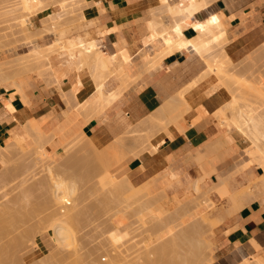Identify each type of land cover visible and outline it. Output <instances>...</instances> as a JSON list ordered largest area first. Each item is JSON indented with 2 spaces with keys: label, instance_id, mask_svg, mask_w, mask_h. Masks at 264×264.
Wrapping results in <instances>:
<instances>
[{
  "label": "crops",
  "instance_id": "0c3cea01",
  "mask_svg": "<svg viewBox=\"0 0 264 264\" xmlns=\"http://www.w3.org/2000/svg\"><path fill=\"white\" fill-rule=\"evenodd\" d=\"M87 1H93L86 14L94 20L97 33L92 42L104 52L112 72L107 77L106 89L116 90L121 85L118 97L91 117L78 113L74 108L77 104L93 99L94 76L87 66L77 70L65 51H59L53 72L49 55L50 83L34 76L19 77L18 84L27 103L13 85L0 84V147L6 143L10 130L17 132L19 124L31 117L46 134L53 135L54 142L64 136L70 140V134L80 128L87 137H95L101 146H106L123 131L124 123L134 126L149 122L164 98L186 84L203 67L196 55L182 49L165 56L159 66L144 70L142 54L154 52L158 47L156 43L148 45L145 41L151 31L147 25L150 17L147 2ZM196 1L179 0L178 3L187 5ZM207 3L195 12L193 19L203 20L211 13L222 12L228 39L224 49L229 57L240 59L264 43V0H207ZM195 32L188 30L187 35ZM124 68L128 69L130 81L116 74ZM211 87L210 90L205 88L201 95H191L188 98L190 107L150 136L149 143L155 144V149L146 144L137 154L128 153L111 167L110 172L126 175L135 187L147 184L145 190L153 196L154 202L159 200L166 206H173L175 197L188 203L187 206L193 204L191 198L195 196L193 183L196 180H201L203 191L224 181L230 193L254 180L262 172L257 165L232 175L241 150L240 139L214 116L230 95L225 86L215 90ZM8 100L15 107L13 111L6 107ZM120 116L126 119L123 124L118 122ZM125 140L120 144L124 145L117 146L119 149L135 142L131 138ZM210 196L219 200L214 189ZM247 199L244 203L241 200L243 205L230 214L218 212L216 219L220 223L214 231L216 261L213 264H236L246 255L264 258V196ZM209 239L212 238L209 236ZM252 240L257 242L258 248Z\"/></svg>",
  "mask_w": 264,
  "mask_h": 264
},
{
  "label": "rangeland",
  "instance_id": "374dc122",
  "mask_svg": "<svg viewBox=\"0 0 264 264\" xmlns=\"http://www.w3.org/2000/svg\"><path fill=\"white\" fill-rule=\"evenodd\" d=\"M58 1L59 0H0V84L9 83L10 85H12L11 83L12 79H17V81H20L21 78L19 77H24V76H34L38 79H44L46 82L50 83V79H52L50 78V75H49L51 74L52 76L51 67L48 69V67H46L47 65H45L47 53L45 54L46 51L45 49L43 51L42 47H44L45 44L53 40V35L46 34V33H39V32H29V33H23L25 31L20 32L19 30L21 29H19V26H18L19 25L18 19H20L19 17L21 13L32 11L34 12V14H37V15H33V13H31L29 14L30 15L29 19L30 21H32L34 25L39 26L40 19L44 15H47L49 13H54L55 12L54 10L58 12L57 9L59 8L56 9V5ZM81 1L82 2L84 1V2L82 3ZM78 2L80 4L82 3L81 6L83 8L81 7V9H77L75 13L73 12L75 15H72L74 16L73 18L71 17L72 20L70 19L69 14H63V17H61L62 20L63 18H65V16L66 17L69 16L68 18L70 20L68 18L67 19L69 21L65 19L67 23L64 20L65 24L57 28V36L61 38L63 41H67L69 38L68 43L69 41H73V40L74 42H76L78 37L81 38V40L79 38V41L85 42L86 38H87V41L89 40L92 41L93 37L97 36V33L94 32L95 22L93 19L88 18V15L86 14V9L91 4H93V1L78 0ZM61 10L62 9H60L59 11ZM63 10L61 12H63ZM147 12L149 16L151 17L149 10ZM160 19L162 20L165 26L168 27L170 25V22L166 20L168 19V14L166 12L165 13L162 12L160 16H158L156 19L154 20L152 19V23L153 24L155 23L153 26L155 28L156 38L148 40L146 36L145 41L147 42L148 45H151L152 43H156L155 46L156 47L158 46V47L157 48L155 47L156 51L154 52H150V53L145 52L142 54L141 59L144 61L143 65L145 64L150 65L154 62H156V65L161 64L165 56L175 52V51H171L174 48L173 41L172 43H170L171 41L169 43L166 41L163 42V39H162L163 34L160 32L162 28L161 24L163 23H160L159 21ZM149 22L150 21L148 20L147 21L148 26L150 25ZM83 35L85 36V38H83L84 37ZM74 37H77V38H74ZM94 47H95L94 49L95 51L98 50L96 49L97 48L96 45ZM59 56H60V52H54L53 54L49 56V60L52 65L53 72L55 70V66H56L55 64H57ZM230 59L231 60L229 62L227 61L228 63L224 61V63H226L225 64L226 67L222 66L224 67L223 69L225 68L228 69V71L223 70V69L222 71L223 72L227 71L225 75L227 77L228 76L230 77V78L229 77L227 78L228 80L230 79L229 83L226 82L227 79H226V76L223 75L224 73L221 74V71H220L221 75L219 74V72L218 74L222 78L224 76L225 81H222L220 76L217 75L218 79L220 78V82L217 83V80L214 79L216 80L214 82V85L212 83V81L214 80H212L209 85L212 84L211 86L212 87L215 86V89H216V87L220 86V84L221 86H223L222 84L223 82L224 86L227 88L229 92L230 97L233 94L235 95L234 98L238 97V99H236L238 101V102L236 101L237 103H240L241 105L247 103V105L250 104L252 108H256V110L259 109L262 111L264 109V106H263L264 104H262L263 107L259 108V106H261L260 103L264 102V44H262L257 50H254L253 52L241 57L240 59H233L231 57ZM88 65H85V67L86 66L88 67ZM125 70L128 71L127 68ZM90 73L94 76L92 78V84H93L95 82H98L100 79H104L107 81L108 75L111 74L112 72L110 70L107 71L103 69H100V70L96 69V70L90 71ZM116 74L120 76V71L116 72ZM5 76H7V80H4ZM120 78L125 81L127 80L126 78H123V77H120ZM225 83H227L226 85L229 87H227ZM103 84H105L104 81L102 85ZM209 85L208 87H210ZM101 87L102 86H100V88ZM200 87L202 88V86ZM120 88H121V85L118 89L110 90V91L117 93L120 91ZM204 89L205 88H202L201 91L199 89V91L202 93ZM230 90L232 91V94H230L231 93ZM238 91L241 92V95L240 93L237 94ZM91 95L94 96V93H92ZM238 95L241 96V98ZM74 108L78 113L85 114L87 115V117H91L97 112H100L102 110L101 109L102 106L100 105V103L94 102L93 100L91 101L84 100L81 103L77 104ZM227 109L229 108L227 107ZM227 111L228 110H226V115L230 116V112L229 111L227 112ZM154 117L156 116L155 115L152 116L151 120H149V122H146L144 124H142V122L134 126L131 124H128L129 125L128 127L131 129V131L125 132V130L123 129V131H121L120 134L116 136L114 141L108 144L109 148L107 147V145L106 147L101 148L102 146L99 143V146H96L95 148V149L98 148L96 151L95 149H93L94 151H92V147L90 149L91 151L89 149L87 150L86 148H84L83 150L84 154L80 152L82 151L80 150V148L83 149L81 144L84 141L87 142L88 137L82 132L80 128L75 130L72 134H70L69 137H72L70 138V140H66L67 138L64 136L62 137V139H58V141L56 140L54 142L53 135H49V137L51 136L50 137L51 139L49 138L48 143H46L45 145L46 147L40 154H38L39 152L37 151V145L35 143L34 136H31V135L28 136L26 130H24L21 126H19V129L17 132L10 130L9 131L10 138L8 137L6 139V141L9 142V145H8L9 147L7 145L6 146L3 145L0 147V209H1L0 216L2 217V218L0 217V219L2 220L1 221L2 224L5 223L3 224L4 228L3 226H1L3 230H1L2 234L0 233L1 234L0 236H3L4 238L2 239L0 237V264H50V263L51 264H76V263L77 264H100V263L107 264L108 260L110 264L111 262H113V257L116 255L119 256L120 255L119 253H121L122 258L123 257H126V258H124L121 261V259H115V258H121V256L119 257L116 256L114 258V261L115 262L117 260L121 261L120 263L117 261L116 262L117 264L118 263L119 264H122V263L150 264L151 259H152V262L154 261V259L156 261V258H155L156 248L154 247H158L157 245H160V244H155V243L161 239L162 241L165 240L166 238L163 239V237H166V235H164L160 239L159 237L155 238L156 235L154 237H150V239H140V241H136V238L141 236L142 233L145 232L146 228H149L151 227V225H153L151 224V223H154L152 222V218L156 219L157 216L158 217L161 216L162 218H164L165 214L167 215L169 214L167 213V211L165 212L166 209L168 210V212L170 211V214H171L172 209L179 207L180 203H185V202H181L175 197L174 199L175 201L172 202L173 206H166L164 204H160L159 200L158 201L156 200L155 206L159 205L158 206L159 208L160 206L161 208L163 207L165 209V210L163 209L164 212L158 209L155 210L156 208L154 206L150 209H145V211L143 212L137 213L136 211H138V208L141 204V203L139 204L138 202L143 201V198L147 196L148 198L153 197L152 195L150 196L145 190L147 184H144L139 187H135L133 184H131L132 188H128L131 186L127 187V185H130V180L127 176H125L126 177L125 178L124 174L122 173L115 175L110 172L111 167H113L117 162H119L128 153L137 154L138 152H140L146 147V144L148 146H151L153 149L156 148L155 144L151 145L149 143V138L157 130H159L160 128H164L166 126L165 123H167L168 120L166 117L165 118L166 122H164V117H160L159 119L158 117L157 119ZM220 123L223 126L227 127L229 131L237 133L239 136L241 150L237 154V159H236L237 164L234 165V170H233L232 175L239 174L238 172L243 170L242 167H244L245 163H247V161L251 159V156L248 154V150L249 148L251 149L252 142L249 139H247L243 134H241L233 124L222 123V122ZM76 131H78V134H75ZM123 137L127 140L128 138H131L132 140L135 141L133 144H131L132 145L131 146L132 148L130 147L131 149L127 147L121 150L117 147L118 146L116 145L117 141H119L120 139L122 140ZM53 142L55 145L52 144ZM114 145L117 147V149L116 147H114ZM88 151L91 153H89ZM92 152L94 153L97 152V153L92 154ZM94 155L96 156L97 159L93 158L95 157ZM97 155H100V157ZM26 156L27 158H25ZM98 158H101V160ZM49 162L53 166L52 167L50 165L52 168L51 173L49 170H46ZM101 162H103V164ZM43 164H46L47 167H45V165L43 166ZM252 165H257V164L253 163ZM53 173L57 177H59L60 175L63 176L62 179L65 178L66 182L73 184L72 186L74 188V191L73 192L71 191L70 192L71 194L69 193V195L63 201L62 200L60 201L63 203L54 204L55 203L54 197L50 195L51 194L50 184L52 181L51 177L52 175L54 176ZM122 176L123 178H125L124 179L126 180L125 182L122 181L123 180ZM262 178H263V175L262 173H260L254 180L248 181L247 184L241 185L239 188L237 187L231 191H233L236 194H239V198H242L243 203L246 200L248 201L247 197L250 195L251 196L253 195L252 197H256V198L257 196L258 197L262 195L264 196V187L262 185V181H263ZM119 179L120 180L122 179L121 180L122 184L118 183L117 180ZM72 181L75 183V185ZM116 183H118L119 185H123V186L126 184L127 185L125 187L120 186V188H117L119 187L118 185L117 187L114 188V185ZM112 185L114 189L112 188ZM198 185L199 186L201 185L199 180H198ZM125 188H126V191H125ZM213 189L214 191H216L219 197V200L213 199L210 196V191H212L211 189H209L208 191L207 190L203 191V189L200 186V188L198 189L200 193L199 192L197 193V191L195 192L194 190V194L197 199L194 198L195 196L192 197L191 199H195L197 201L201 200L202 202L200 201V203H198L199 202L198 201L195 206H193V204L191 203L190 211L192 214L190 213L189 215L186 214V216L181 217V220L183 221L184 225H187L191 218L199 216V214L201 213V210L204 211L203 214L205 215V220L200 221L202 223L203 228L199 236L203 238L204 240H210L209 239V236H210V238H213L215 242L216 236H215L214 231L216 227L218 226V224L220 223V221L218 222V219H216L218 212L228 214L231 211H235L239 209L240 207H238L236 203L229 198V196H220V192L215 187ZM135 190H136V195H134ZM244 191H246L245 194H244ZM118 194H119V197L121 196V198L117 197ZM124 195L126 197H124ZM51 198H53V200ZM123 198H125V201ZM136 198H138L139 201L136 200ZM245 198L246 200H244ZM131 199H133L132 204L130 203ZM128 200L130 201L127 203ZM195 200L193 201V203L196 202ZM51 202L57 206V209H56V206L52 207ZM207 203H210V204L207 205ZM45 204H46V207H45ZM47 204L51 205L50 207H52V209L49 206H47ZM126 204L128 205L126 206ZM227 204H230V205L228 206ZM47 207L51 211H48ZM53 208H54V211H52ZM68 208L71 210H68ZM2 209H4L5 211H3ZM55 210L60 211V212L62 210L60 214H64V212L67 213L68 211L71 212L73 210L72 215L75 220L73 224V229L74 228L75 229L73 231L74 234L72 235L75 237L73 238L70 237L69 239L65 241H61L62 244L61 242H57L55 238L52 237L53 235H52V230H50V227H51L50 225L46 223L41 224V223H44V221L42 222V217H44L45 221L46 219L48 220L50 215L53 213H51L50 215L48 214L49 217L48 215H46V213L55 212ZM44 211L45 212L47 211V212L45 213ZM161 212L163 213L164 216H162ZM45 215L47 216V218ZM134 217H136V219L139 218L138 220L140 221L136 220ZM119 221H120V224H122L121 226L119 224ZM8 222L10 225L8 224ZM27 222H29L30 224ZM57 222H60V221L57 220ZM124 223H126L125 224L126 226L129 225L128 227H130V225L133 227L132 229L128 228L129 235L127 233V236L125 234V231L126 232L128 231L126 230L127 227L123 226ZM12 225L14 229L12 228ZM10 226H11V229H10ZM6 227L7 228L9 227V228L7 229ZM122 227L126 229L124 230ZM210 227L211 228L213 227L212 228L213 231H211ZM113 228L117 234L119 232V235L122 236L121 239L126 237L123 242H120L123 239L117 242L118 246L116 243H114L109 238L108 231ZM28 229L31 230L30 231L31 233L27 232ZM26 232L30 234V236H28V234L26 235L25 234ZM7 233L8 235H6ZM132 236L135 239H132ZM135 236H138V237H135ZM10 237L11 239H9ZM108 238L110 240H108ZM1 240L3 241L5 240V241L2 242ZM131 240L132 241L134 240L135 242L133 243ZM142 240L143 242H141ZM148 240L152 242L148 243L147 242ZM110 241H112L113 244ZM136 242H139V245ZM178 242L176 241V243ZM181 242H180L181 245L177 244V246L175 245L176 243L174 242L172 243V246L175 245L174 247L177 251L171 245L170 246L168 245L167 248L172 247L174 249L173 252L176 251V253L174 252L176 256L181 255V254H177L178 250L180 253H182V255L185 253H186L185 255H188V252L191 251L189 247H192V245H189V247H187V244H190L189 242L188 243L185 242L186 244L184 243V245H183V242L182 243ZM11 243L12 244L15 243V245H13L12 247ZM127 243H129L130 245ZM158 243H161V242L159 241ZM149 244L151 245V247L149 246ZM153 244L155 245L153 246ZM169 244H171V242ZM8 245L10 246L8 247ZM36 245L38 246L39 249H36L35 247ZM140 245L144 249H146V247L151 248V249L149 250L146 249L147 252L144 253V251L146 250H144ZM136 248H139V249L136 250ZM172 248L170 250H167L166 257H169V258L172 257V259L175 258V260H177L176 258L178 256L176 257L175 255H173L174 256L173 257L170 254L172 252L171 251ZM188 249L189 251L186 252ZM108 251L109 252L111 251L110 257H109ZM112 254L113 255L116 254V255L113 256ZM138 254L141 257H139ZM148 254L149 256L152 254L151 255L152 257L151 256L149 257ZM142 255H146V257H143ZM211 256L213 259L210 261V263L213 264L216 261L214 243L212 246L211 253L207 254V257H211ZM256 256H259V255H252V256L246 255L244 256V258L250 261L251 264H254V263L258 264L257 261H259L260 264H264L263 261L261 262L262 258L259 259V257H256ZM125 259L126 260L128 259V260L126 261ZM147 259L150 261L148 262ZM184 261L185 260H182L183 264L188 263V262L184 263ZM239 261L240 260L236 261V263H238ZM153 264H157V262L155 263L153 262ZM177 264H181V263L179 262Z\"/></svg>",
  "mask_w": 264,
  "mask_h": 264
},
{
  "label": "bare ground",
  "instance_id": "6f19581e",
  "mask_svg": "<svg viewBox=\"0 0 264 264\" xmlns=\"http://www.w3.org/2000/svg\"><path fill=\"white\" fill-rule=\"evenodd\" d=\"M178 1L179 0H143V2H147V5H149L150 7H149V13L151 14V17H149L147 20H149L150 22V25H149V28H150V35L147 37L148 38V40L149 39H153V38H156L155 37V28H154V24L152 23V19L154 20V19H156L158 16H160V14L162 13V12H166L167 14H168V19H167V21H169L170 22V25L167 27V26H165L164 25V23L162 22V20L160 19L159 21H160V23H163V24H161V30H160V32L163 34V42H170V43H172V41H173V46H174V48H173V50H171V51H176V50H182V49H186V50H188L189 52H191L193 55H196L198 58H199V60L203 63V67L200 69V70H198L196 73H195V75L188 81V82H186V84H184L183 86L181 85V87H179V88H176L175 90H173L172 91V93L170 94V95H168L165 99H164V101H163V103L158 107V109H157V112H156V114H154L156 117H154V118H156L157 119V117H158V119L160 118V117H164V122H166V120H165V118L167 117V120H168V124H169V122H171V120L173 121V119H175V118H177V117H179V116H181V114L184 112V111H186L189 107H190V105L188 104V98L189 97H191V95H193V94H199V95H201V90H202V88H206L207 89V87H208V85L211 83V81L212 80H214V79H216L217 80V83H219L220 82V78L222 79V81H225V77L223 76V78H224V80H223V78L220 76L222 73H224L223 75H225V73L228 71V69H223L224 67H226V63H224V61L225 62H229L231 59H230V57H229V55L226 53V51H225V49H224V45L228 42V41H226V40H228L227 38H226V27H225V25H224V22H223V15H222V12L221 13H211V14H209V16H207L205 19H203V20H196V19H193V16H194V14H195V12L197 11V10H199L200 8H203L206 4H208L207 3V0H198V1H196V2H194V3H191V4H187V5H181V4H179L178 3ZM181 1V0H180ZM59 2V3H58ZM57 2V5H56V9L57 8H59V9H57L58 10V12L56 11V10H54L55 12L54 13H49V14H47V12H46V14L47 15H44L41 19H40V24H39V26L38 25H34L33 23H32V21H30V19H29V14H31V13H33V15H37V14H34V12H32V11H28V12H25V13H21L20 14V19H18V23H19V29H21V30H19L20 32H23V31H25V32H23V33H29V32H39V33H46V34H50V35H53V40L52 41H50L49 43H47V44H45L44 45V47H42V49H43V51H44V49H45V54H46V62H45V65H47L46 67H48V69L51 67L50 66V64H49V62H48V56L49 55H51V54H53L54 52H59V51H65L66 52V54H67V56H68V58L73 62V63H75L76 65L75 66H77V70H79V69H82V68H84L85 67V65H88V68H90L88 71L90 72V71H93V70H96V69H103V70H107V71H109V68H108V63H107V61H106V59H105V54H104V52L102 51V52H100L99 51V49L98 50H94L95 49V45H94V43L91 41V40H89V41H87V38H86V41L85 42H83V41H79V38L80 37H78V41L76 40V42H74V40L73 41H69V43H68V40H69V38H68V40L67 41H63L61 38H59L58 36H57V28L58 27H60L61 25H64L65 24V22H64V20L66 19V20H68L69 18V16H70V19H71V17L73 18L74 16H72V15H75L74 13L76 12V10L77 9H81V4L84 2H82L81 4L78 2V0H59ZM210 2V1H209ZM157 4H159V5H157ZM84 6V5H83ZM152 6H154V7H152ZM55 7V6H54ZM61 7V8H60ZM63 7V8H62ZM83 8V7H82ZM60 9H64L63 10V12H61V11H59ZM74 12V13H73ZM63 14H69V16L68 17H66L65 16V18H63V20H62V18L61 17H63ZM139 14V13H138ZM68 18V19H67ZM69 19V20H70ZM65 20V21H66ZM68 20V21H69ZM72 20V19H71ZM158 22V21H157ZM66 23H67V21H66ZM112 28H114V27H112ZM113 30H115V29H113ZM188 30H190L191 32L193 31V30H196V32L195 33H193V34H191V35H187V31ZM86 33V32H85ZM87 34V33H86ZM88 34H90V33H88ZM78 35V34H77ZM76 35V36H77ZM84 36V35H83ZM82 36V37H83ZM66 38V37H65ZM74 38H77V37H74ZM73 38V39H74ZM83 38H85V36L83 37ZM91 38V37H90ZM70 39H71V37H70ZM92 39V38H91ZM94 39V38H93ZM92 39V40H93ZM64 40H66V39H64ZM80 40H81V38H80ZM232 41V40H231ZM264 44V43H263ZM97 49V48H96ZM43 54H44V52H43ZM178 56V55H177ZM45 58V57H44ZM39 62V61H38ZM227 62V63H228ZM224 63V64H223ZM40 64V63H39ZM43 64H44V62H43ZM186 64V63H185ZM42 65V64H41ZM158 65H160V64H157L156 65V62H154V63H152V64H150V65H143L142 67L144 68V70H147V69H149V68H155V67H157ZM222 66H224V67H222ZM76 68V67H75ZM220 68H221V70H220ZM126 68H124V69H122V70H120V77H123V78H126L127 80H131V79H129V78H127V76H129V72L128 71H126L125 70ZM222 69L223 70H227V71H225V72H223L222 71ZM230 70V69H229ZM170 71V70H169ZM169 71H168V73H169ZM220 71H221V74H220ZM218 72H219V74H218ZM228 74H229V72H228ZM227 74V75H228ZM217 75H219L220 76V78L218 79V76ZM232 75V74H231ZM230 75V76H231ZM226 76V75H225ZM229 77V76H228ZM227 76H226V79L228 78ZM230 78V77H229ZM232 78V77H231ZM4 80H7V76H5L4 77ZM216 80H214V81H212V83L214 84V82L216 81ZM230 80V79H229ZM229 80L227 79V83H229ZM103 81L105 82V84H103L102 85V83H103ZM11 83H12V85L14 86V90L16 91V92H18L20 95H21V98H22V100H23V102H25V103H27L28 102V100L26 99V97H25V95H24V92H22V90H21V88L19 87V84H18V81H17V79H12V81H11ZM227 83H225V85L227 84ZM222 84H223V86H224V83L222 82ZM100 86H102L101 88H100ZM200 86H202V88L200 87ZM207 86V87H206ZM209 86H211V85H209ZM227 86V85H226ZM218 87H222L221 86V84H220V86H218ZM218 87H216V89L218 88ZM227 87H229V86H227ZM212 89L214 88L215 89V86L214 87H211ZM199 89H200V91H199ZM209 89H210V87H209ZM213 89V90H214ZM230 89V88H229ZM92 90H93V92L92 93H94V96H93V101L94 102H98V103H100V105L102 106V108L101 109H103V108H105L106 106H108L109 104H111L112 103V101L113 100H115L117 97H118V94H119V92H117V93H114L113 91H110V90H107L106 89V80H104V79H100L98 82H95V83H93L92 84ZM234 91V90H233ZM220 92V91H219ZM230 94H232V91L230 90ZM233 93H235V92H233ZM240 93V95H241V92L240 91H238V93L237 94H239ZM234 95V94H233ZM232 95V96H233ZM230 97V99L222 106V107H220V108H218L216 111H215V115L214 116H216V118L218 119V122H219V120H220V122H222V123H229V124H233L235 127H236V129L241 133V134H243L247 139H249L251 142H252V147H251V149L249 148V150H248V154L251 156V159H249L248 161H247V163H245V165H244V167H242L243 169L244 168H247L248 166H250V165H252L253 163H255V164H257V166H259L261 169H262V175H263V178H262V185H263V187H264V109L261 111V110H256V108H252L251 106H250V104H248L247 105V103L246 102H244V103H246V104H240V103H237L238 101L236 100V99H238V97H236V98H234L235 97V95L233 96V97ZM239 96V95H238ZM240 98H241V96H239ZM237 101V102H236ZM22 102V101H21ZM203 104V103H202ZM262 104H264V102H262V103H260V105L261 106H259V108L260 107H263L262 106ZM228 105V106H227ZM203 106V105H202ZM6 107L10 110V111H13L14 109H15V107H14V105H13V103L10 101V100H8L7 102H6ZM199 107V106H198ZM227 107L229 108V109H227ZM196 108V107H195ZM204 108V107H203ZM201 109V108H200ZM198 110V109H197ZM202 110V109H201ZM226 110H228L229 112H230V116H227L226 115ZM227 111V112H228ZM153 114V113H152ZM199 114V113H198ZM153 116V115H152ZM118 122H120V123H124L125 121H126V119H124L123 118V116H120V117H118ZM150 120H151V118H150ZM176 120V119H175ZM160 121V120H159ZM162 122H163V120H162ZM167 123H165V125L167 124ZM129 123L128 122H126V123H124V130H125V132H129V131H131V129L128 127L129 125H128ZM2 125V124H1ZM3 126V125H2ZM19 126H21L24 130H26V132H27V135L28 136H34V139H35V143H36V145H37V151L39 152L38 154H40L43 150H44V148L46 147L45 145H46V143H48V141H49V138L51 137H49V134H46V132L45 131H43V129L39 126V124H38V122L35 120V119H33L32 117H31V119L29 118V120H26V122H22V123H20L19 124ZM51 133V132H50ZM9 138H10V136H8ZM126 138H127V136H126ZM51 139V138H50ZM88 139V141L87 142H83L82 144H81V146H82V148L83 149H81L79 146V148H80V150H82V151H80V152H82L83 153V150H84V148H86L87 150L89 149H91V147H92V151H94L93 149H95L96 148V146H99V141L95 138V137H88L87 138ZM129 139V138H128ZM121 140V139H120ZM117 141V144L116 145H119V147H121L122 145H124V144H122V145H120L122 142H124V141H122V140H125V138L123 137V139L121 140V141ZM127 141V139L125 140V142ZM131 141V140H130ZM139 141V140H138ZM102 142V141H101ZM120 142V143H119ZM128 143V142H127ZM115 144V143H114ZM126 144V143H125ZM129 144H131V143H129ZM133 144V143H132ZM8 146L9 145V142L8 141H6V143L4 144V146ZM132 146V145H131ZM130 146V147H131ZM9 147V146H8ZM90 147V148H89ZM103 147H106V146H102L101 148H103ZM107 147L109 148V146L107 145ZM114 147H116L115 145H114ZM118 147V148H119ZM127 147V146H126ZM129 147V149H131ZM8 149H10V148H8ZM36 149V148H35ZM98 149V148H97ZM97 149H95V151L97 150ZM114 149V148H113ZM116 149H117V147H116ZM124 149H125V147H124ZM103 150V149H102ZM121 150H123V148L121 149ZM11 151V150H10ZM91 151V150H90ZM119 151V150H118ZM89 152V151H88ZM35 153V152H34ZM89 153H91V152H89ZM88 153V154H89ZM94 152H92V154H93ZM97 152H95L94 154H96ZM98 153H99V151H98ZM84 154V153H83ZM87 155V154H86ZM100 155H101V153H100ZM100 155H97V156H99L100 157ZM73 156V155H72ZM92 156V155H91ZM90 156V157H91ZM95 156V155H94ZM29 157V156H28ZM69 157H71V156H69ZM88 157V156H87ZM86 157V158H87ZM25 158H27V156L25 157ZM93 158H96V156L95 157H93ZM102 158V157H101ZM101 158H98V159H100L101 160ZM84 159V158H83ZM97 159V158H96ZM92 160V159H91ZM93 161V160H92ZM96 161V160H95ZM98 162H100V161H98ZM102 164H103V162H101ZM46 164H48V163H46ZM46 164H43V166L45 165V167H47L46 168V170H49L50 171V173H51V164H50V162H49V164L46 166ZM51 165V166H50ZM101 165V164H100ZM53 167V166H52ZM69 168V167H68ZM65 169V168H64ZM61 170V169H60ZM59 172V171H58ZM54 174V173H53ZM57 174V173H56ZM60 175V174H59ZM54 176H55V174H54ZM53 175H52V177H51V175H50V177H51V179H52V181H51V187H50V195H52V197H54V201H55V203L54 204H56V203H63V202H60L61 200L63 201L68 195H69V193L72 191H74V188H73V184H70V183H68V182H66L65 181V178H63L62 179V177L63 176H61V178H60V176L59 177H57V176H55L54 177ZM85 176H87V175H85ZM126 175H124V177H125ZM203 177V176H202ZM229 177V176H228ZM89 178V177H88ZM122 178H123V176H122ZM126 178V177H125ZM125 178H123V180L122 181H126V180H124ZM204 178V177H203ZM120 179L119 180H117L118 181V183L120 184L122 181H121ZM71 181V180H70ZM127 181H128V179H127ZM201 181V180H200ZM73 182V181H72ZM71 182V183H72ZM123 182V183H124ZM74 183V182H73ZM115 183V182H114ZM118 183H116L115 185H114V188L115 187H117L119 184ZM122 184V183H121ZM74 185H75V183H74ZM113 185H112V188H113ZM127 185V184H126ZM126 185H119V187H117V188H120V186H122V187H125ZM193 185H195V192L197 191V193L199 192L198 191V189H199V187H198V181L196 180L195 181V184L193 183ZM128 186H131V187H128ZM127 187L128 188H132V185H131V183H130V185H127ZM76 188V187H75ZM113 188V189H114ZM219 192H220V196H229V198L232 200V201H234L235 203H236V205L238 206V207H241V204H242V202H240L241 200H242V198H239V194H236V193H230L229 192V190L227 189V187H226V184L224 183V181L220 184V185H218L217 184V186L215 187ZM247 188V187H246ZM123 189V188H122ZM121 189V190H122ZM135 189V188H134ZM134 189H132V190H134ZM213 188L211 187V190H212ZM109 190V189H108ZM111 190V189H110ZM140 190V189H139ZM247 190V189H246ZM125 191H126V188H125ZM208 191V190H207ZM241 191V190H240ZM135 192V194L134 195H136V190L134 191ZM139 192V191H138ZM245 192L246 191H244V194H245ZM120 193V192H119ZM123 193V192H122ZM200 193V192H199ZM71 194V193H70ZM126 194V193H125ZM142 194V193H141ZM243 194V193H242ZM250 194V193H249ZM106 195V194H105ZM122 195V194H121ZM141 196V195H140ZM146 196V195H145ZM253 196V195H252ZM252 196L250 195V197H251V199H252ZM255 196V195H254ZM117 197H119V194H118V196ZM124 197H126L125 195H124ZM244 197V196H243ZM249 197V196H248ZM119 198H121V196L119 197ZM146 198H148V196L147 197H145V198H143V201H139L138 200V198H136V200H138L139 202V204H140V206H139V208H138V211H136L137 213H139V212H143V211H145V209H150V208H152V207H154L155 206V202H154V200L152 199V198H148V199H146ZM52 200H53V198H51ZM50 199V200H51ZM124 199V201H125V198H123ZM122 199V200H123ZM145 199V200H144ZM197 199V198H196ZM240 199V200H239ZM49 200V201H50ZM119 200V199H118ZM134 200H135V198H134ZM153 200V201H152ZM195 200V199H194ZM244 200H246V198L244 199ZM48 201V202H49ZM130 200H128L127 201V203L129 202ZM132 201H133V199H131V201H130V203L132 204ZM196 202H194L193 203V206H195L196 205V203L199 201H197V200H195ZM201 201V200H200ZM200 201L198 202V203H200ZM247 201V200H246ZM72 202V201H71ZM193 202V201H192ZM202 202V201H201ZM52 203V202H51ZM126 203V202H125ZM129 203V204H130ZM211 203V202H210ZM210 203H207V205H209ZM248 203V202H247ZM50 204V203H49ZM53 203L51 204L52 205V207H55L56 205H54ZM70 204V203H69ZM73 204V203H72ZM138 204V205H139ZM184 204V203H183ZM188 204V203H187ZM187 204L185 203L184 205H182L181 204V206H183V208L179 205V207H176V208H174V209H172V211H171V214H170V211L168 212V210L166 209H164L163 207L161 208V206H160V208L156 205L155 206V210H160V211H162V212H164V210H165V212L167 211V213H169L168 215L167 214H165V216L163 215V213L161 212V214H162V216H164V218H162L161 216L160 217H158L157 216V218L155 219V218H152V222H154V223H151V224H153V225H151V227H149V228H146L145 229V232L144 233H142V235L141 236H135V237H138V238H136V241H140V239H150V237H154L155 235V238L157 237H159V239L160 238H162L164 235H166V237H163V239L164 238H166L165 240H163L162 241V239L161 240H159L161 243H158V242H156L155 244H160V245H157L158 247H154V248H156V261H155V259H154V263L155 262H157V264H177V263H181V264H183L182 263V260H185L184 261V263L185 262H188L187 264H211L210 263V261L213 259L212 258V256L211 257H207V254L208 253H211V251H212V246H213V243H214V239L212 238V239H210V240H204L203 238H201L200 236H199V234H200V232H201V230H202V228H203V226H202V223L200 222V221H204L205 220V215L203 214L204 213V211H202L201 210V213L199 214V216H196V217H193V218H191L190 220H189V222H188V224L187 225H184L183 224V221L181 220V217H183V216H186V214H188L189 215V213L190 214H192L191 213V205L189 206H187ZM51 205H48L47 204V206H51ZM54 205V206H53ZM64 205V204H63ZM66 205V204H65ZM77 205V204H76ZM128 204H126V206H127ZM137 205V206H138ZM243 205V204H242ZM43 206V205H42ZM67 206V205H66ZM197 206H198V204H197ZM45 207H46V204H45ZM52 207H50L51 209H52ZM68 207V206H67ZM73 207H74V205H73ZM37 208V207H36ZM48 208V207H47ZM46 208V209H47ZM61 208V207H60ZM71 208V207H70ZM56 209H57V206H56ZM136 209V208H135ZM164 209V210H163ZM1 210V209H0ZM3 211H5L4 209H2ZM45 210V209H44ZM48 211H51L49 208L47 209ZM68 210H71V209H69L68 208ZM126 210V209H125ZM134 210V209H133ZM152 210V209H151ZM150 210V211H151ZM34 211V210H33ZM38 211V210H37ZM52 211H54V208H53V210ZM64 211V210H63ZM119 211V210H118ZM148 211V210H147ZM2 212V211H1ZM45 212V211H44ZM47 212V211H46ZM45 212V213H46ZM61 212H62V210H61ZM60 211H56L55 210V212H47L46 213V215H50L51 213H53V214H51L50 215V217H49V215H48V220L46 219V221L44 220V217H42V222L44 221V223H41V224H48V225H50L51 227H50V230H52V237L53 238H55V240L57 241V242H61V241H65V240H67V239H69L70 237H75V236H73L72 234H74L73 233V231H74V229H73V224H74V222H75V220H74V218H73V215H72V212H73V210L70 212V211H68V212H70V213H65L64 212V214H60L61 213ZM76 212V211H75ZM74 212V213H75ZM134 212V211H133ZM206 212V211H205ZM228 212V211H227ZM231 212H233V211H231ZM9 213V212H8ZM34 213V212H33ZM44 213V214H45ZM3 214V213H2ZM6 214V213H5ZM12 214V213H11ZM15 214V213H14ZM19 214H20V212H19ZM43 214V215H44ZM116 214V213H115ZM124 214V213H123ZM160 214V213H159ZM160 214V215H161ZM206 214V213H205ZM230 214V213H229ZM1 215V214H0ZM45 215V216H46ZM74 215H76V214H74ZM21 216V215H20ZM40 216V215H39ZM114 216V215H113ZM1 217V216H0ZM15 217V216H14ZM2 218V217H1ZM5 218V217H4ZM20 218V217H19ZM29 218V217H28ZM46 218H47V216H46ZM111 218V217H110ZM135 219H136V217H134ZM11 219V218H10ZM41 219V218H40ZM139 219V218H138ZM138 219H136V220H138ZM189 219V218H188ZM24 220V219H23ZM57 220L58 221H60V222H57ZM76 220H77V218H76ZM186 220H187V218H186ZM2 220L0 219V233H1V230H3L2 229V227L1 226H3V228H4V225L3 224H5V223H3L2 224V222H1ZM20 221V220H19ZM30 221V220H29ZM138 221H140V220H138ZM4 222V221H3ZM12 222V221H11ZM14 222V221H13ZM40 222H41V220H40ZM103 222V221H102ZM174 224H173V223ZM186 222V221H185ZM27 223H29V222H27ZM27 223H25V224H27ZM172 223V224H171ZM8 224H9V222H8ZM20 224V223H19ZM30 224V223H29ZM119 224H120V221H119ZM126 223H124V227H127V231H128V228L129 229H132L133 227L130 225V227H128L129 225H128V223H127V225L128 226H126L125 225ZM136 224V223H135ZM207 224V223H206ZM7 225V224H6ZM10 225V224H9ZM8 225V226H9ZM15 225V224H14ZM122 224H120V226H121ZM29 226V225H28ZM27 226V227H28ZM55 226V227H54ZM76 226V225H75ZM136 226V225H135ZM150 226V225H149ZM58 227V228H57ZM146 227V226H145ZM7 228V227H6ZM5 228V229H6ZM9 228V227H8ZM7 228V229H8ZM12 228H13V225H12ZM26 228V227H25ZM123 228V227H122ZM211 228V227H210ZM6 229V230H7ZM10 229H11V226H10ZM14 229V228H13ZM17 229V228H16ZM22 229V228H21ZM24 229V228H23ZM27 229V228H26ZM32 229V228H31ZM124 229V228H123ZM124 229V230H125ZM6 230H4V231H6ZM4 231H3V233H4ZM19 231V230H18ZM31 230L30 229H28L27 230V232L29 233ZM10 232V231H9ZM13 232V231H12ZM11 232V233H12ZM25 233L26 235L28 234V233ZM109 232V238L114 242V243H116L117 244V242L118 241H120V240H122V241H120V242H123L124 241V239L126 238H122L121 239V235H119V232H118V234L116 233V231L114 230V228L113 229H111V230H109L108 231ZM31 233V232H30ZM121 233V232H120ZM127 233H128V235H129V231L128 232H126L125 231V234H126V236H127ZM2 234V233H1ZM0 234V235H1ZM24 234V235H25ZM124 234V235H125ZM196 236H195V235ZM6 235H8V233L6 234ZM133 235V234H132ZM168 235H169V237H168ZM13 236H14V234H13ZM28 236H30V234H28ZM27 236V237H28ZM107 236V235H106ZM194 236H195V238H194ZM2 239H4L3 238V236H0ZM7 237V236H6ZM21 238V237H20ZM71 238V239H72ZM108 238V240H110ZM206 238V237H205ZM6 239V238H5ZM9 239H11V237L9 238ZM16 239V238H15ZM131 239V238H130ZM132 239H135L133 236H132ZM180 241H179V240ZM129 240V239H128ZM153 240V239H152ZM178 242V243H176V241ZM2 242H4L3 240H1ZM8 241V240H7ZM6 241V242H7ZM10 241V240H9ZM13 241V240H12ZM16 241V240H15ZM112 241H110L111 243H112ZM132 241V240H131ZM183 242V245H184V243L185 242H189L190 244H187V247H189V245H192V247H189V249L191 250L190 252H188L189 251V249L186 251V252H188V255H185V254H183L182 255V253H180L179 252V250H178V253L177 254H181L180 256H176V254H174V252L176 253V249H175V245L177 246V244L179 245L180 244V242ZM1 242V243H2ZM5 242V243H6ZM19 242V241H18ZM74 242V241H73ZM133 243L135 242L134 240L132 241ZM141 242H143V240L141 241ZM148 243L149 242H152V241H150V240H148L147 241ZM146 242V243H147ZM171 242V244H169ZM176 243L175 245H173L172 246V243ZM181 242V243H182ZM20 243V242H19ZM136 243H138V245H139V242H136ZM135 243V244H136ZM217 243V242H216ZM252 243L254 244V246L256 247V248H258L259 247V245L257 244V242L256 241H254V240H252ZM4 244V243H3ZM10 244V243H9ZM12 244V243H11ZM58 244H60V243H58ZM61 244H62V242H61ZM113 244V243H112ZM127 244H129V243H127ZM145 244V243H144ZM155 244H153V246L155 245ZM186 244V243H185ZM220 244V243H219ZM13 245H15V243H13L11 246L13 247ZM63 245H64V243H63ZM126 245V244H125ZM130 245V244H129ZM168 245L170 246H172V247H174V249L176 250V251H174L173 252V248H172V252L170 253L172 256L173 255H175L177 258V260H175V258L174 259H172V257L171 258H169V257H166V253H167V250H170L171 248H167L168 247ZM181 245V244H180ZM6 246H7V244H6ZM10 245H8V247H9ZM115 246V245H114ZM117 246H118V244H117ZM121 246V245H120ZM141 246V245H140ZM142 246H143V244H142ZM141 246V247H142ZM149 246L151 247V245L149 244ZM148 246V247H149ZM11 247V248H12ZM36 247V249H39L38 248V246L36 245L35 246ZM41 247V246H40ZM10 248V249H11ZM16 248H18V247H16ZM143 248V247H142ZM193 250H192V249ZM131 249V248H130ZM137 249H139V248H136V250ZM144 249V248H143ZM146 249H151V248H147L146 247ZM146 249H144V250H146ZM153 249V248H152ZM155 250V249H154ZM186 250V249H185ZM116 251V250H115ZM109 252V251H108ZM107 252V253H108ZM111 252V251H110ZM108 253L109 254V257H110V254L111 253ZM145 252H147V250L146 251H144V253ZM150 252V251H149ZM170 252V251H169ZM169 252H168V254H169ZM105 253V252H104ZM173 253V254H172ZM184 253V252H183ZM120 255L119 256H121V258H115L117 255L116 254H114V255H116V256H114L113 254V262H111L110 264H115L116 262L114 261V258L115 259H121V261L124 259V258H126V257H123L122 258V255H121V253H119ZM112 255H111V257H112ZM152 255V254H151ZM150 255V256H151ZM153 255H155V254H153ZM185 255V256H184ZM2 256V255H1ZM119 256H117V257H119ZM127 256V255H126ZM138 256H139V254H138ZM143 257H146V255H142ZM148 256H149V254H148ZM147 256V257H148ZM149 256V257H150ZM183 256V257H182ZM139 257H141V256H139ZM138 257V258H139ZM152 257V256H151ZM174 257V256H173ZM180 257V258H179ZM21 258V257H20ZM104 258V257H103ZM181 258H183V259H181ZM185 258V259H184ZM261 258V256L259 257V259ZM58 259V258H57ZM102 259V258H101ZM149 259V258H148ZM147 259V260H148ZM180 259H181V261H180ZM257 259V258H256ZM255 259V260H256ZM126 260V259H125ZM128 260V259H127ZM126 260V261H127ZM258 260V259H257ZM75 261V260H74ZM73 261V262H74ZM121 261H118L119 263L121 262ZM150 260H148V262H149ZM178 261V262H177ZM254 261V260H253ZM264 262V258H262V260H261V262ZM72 262V263H73ZM152 264H153V262H152V259H151V261H150ZM258 262V264H260L259 263V261H257ZM76 263V262H75ZM107 263V262H106ZM118 263V264H119ZM150 263V264H151ZM51 264V263H50ZM77 264V263H76ZM100 264H102V263H100ZM107 264H109V260H108V263ZM117 264V263H116ZM122 264H125V263H122ZM186 264V263H185ZM236 264H251V262L250 261H248L246 258H241V260L238 262V263H236ZM255 264V263H254Z\"/></svg>",
  "mask_w": 264,
  "mask_h": 264
}]
</instances>
